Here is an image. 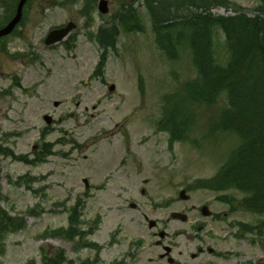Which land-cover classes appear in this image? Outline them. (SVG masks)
Listing matches in <instances>:
<instances>
[{"label": "rangeland", "instance_id": "rangeland-1", "mask_svg": "<svg viewBox=\"0 0 264 264\" xmlns=\"http://www.w3.org/2000/svg\"><path fill=\"white\" fill-rule=\"evenodd\" d=\"M108 1L106 15L98 12L97 3L93 5L89 26L80 14L82 4L31 5L27 23L13 41L22 62L0 66V146L32 158L35 147L54 145L51 156L37 165L0 156V207L26 221L24 230L0 241V264H45L59 254L61 264H165L159 261L162 249L152 248L160 239L153 235L156 230H149L140 209L129 207L145 178L147 196L137 208L146 206L150 219L166 223L169 237L194 234V226L203 224L199 234L215 250V256L206 257L208 262L264 260V236L241 235L233 225L237 221L253 225L262 219L240 206L244 194L200 187L186 190L187 200L179 196L187 186L211 179L241 144L234 135L207 138L211 123L229 105L228 94L223 93L212 107L193 110L197 118L191 138L199 141V147L177 142L170 150L168 134L158 131L157 122L163 97L197 79L191 55L186 48L170 61L161 53L144 0ZM221 1L213 14L232 16L240 11L255 17L264 4V0ZM128 13L138 25L132 30L120 23V15ZM69 21L77 24L73 42L69 37L67 44L51 48L41 43L49 29ZM112 26L116 30L113 48L101 77H92L104 52L96 36L100 29ZM215 38L216 63L225 67L229 61L225 36L217 32ZM15 75L19 87L11 84ZM55 102L60 105L55 107ZM45 114L54 119L50 131L44 130ZM124 164L129 165L124 168ZM136 171L140 174L133 177ZM84 179L90 182L88 190ZM223 194L238 211L216 220L194 210L208 205L213 214L228 213L229 205L217 200ZM78 201V224L68 238L69 216ZM173 212L186 214L188 221L173 219ZM136 245L139 257L133 261L128 256Z\"/></svg>", "mask_w": 264, "mask_h": 264}, {"label": "trees", "instance_id": "trees-1", "mask_svg": "<svg viewBox=\"0 0 264 264\" xmlns=\"http://www.w3.org/2000/svg\"><path fill=\"white\" fill-rule=\"evenodd\" d=\"M169 2V3H168ZM221 0H146L147 9L154 23V30L160 50L175 61L181 50L188 48L192 56L197 79L180 86L166 97L164 118L160 128L170 135V143L191 141L195 128V110L216 104L223 93H227L229 105L210 125L207 138L217 132L229 130L241 142L239 150L232 156L222 172L215 179L204 182L202 187L212 190L236 189L245 194L240 201L244 211L264 215V4L258 7L259 15L249 17L237 11L234 16H219L212 13L215 5H223ZM128 15H120V23L132 30L136 19L129 21ZM223 32L230 61L227 67L216 64L214 39L216 32ZM115 27L100 29L98 39L113 46ZM109 38L112 40H109ZM111 41V42H110ZM107 48L106 46H104ZM106 53L102 56L96 73L102 75ZM217 131V132H216ZM51 146L42 148L43 154L32 160L16 157L9 149L3 154L25 163L36 164L51 154ZM220 200L236 210L235 202L224 196ZM81 205L77 202L69 216L68 238L75 234L77 217ZM240 234L264 233V221L251 226L238 223ZM23 218L11 217L0 207V241L4 236L24 230ZM256 227V228H255ZM63 257L57 255L45 264H61Z\"/></svg>", "mask_w": 264, "mask_h": 264}, {"label": "flooded vegetation", "instance_id": "flooded-vegetation-1", "mask_svg": "<svg viewBox=\"0 0 264 264\" xmlns=\"http://www.w3.org/2000/svg\"><path fill=\"white\" fill-rule=\"evenodd\" d=\"M94 1L95 3H98L99 0H26L23 7V18L21 22L11 34L0 38V66L3 67L7 63L22 62V55L17 49H15V46H13V41L18 37L21 28L27 23L26 12L31 5L53 4L59 6L65 5L66 3L74 5L79 3L84 5ZM21 2L22 0H0V30L14 20ZM42 42L44 43V39L41 41V43ZM10 79L12 85L20 83L18 75H15L14 78L10 77ZM139 174V171H136L133 174V177H137ZM126 179H131V176L127 175ZM142 185V187L135 191V195H133L138 202H140L147 196L146 194L148 192L147 186L149 185V180L146 178L143 179ZM135 209H140L139 213L142 220L149 226L151 219L148 216L149 212L147 211V207L140 206L139 208ZM194 210H196L195 207ZM196 211L199 212L198 210ZM152 213H154V211H152ZM155 223L156 228L154 229H164L166 225V223H164L163 221H155ZM197 227L198 224H196V228ZM202 228V226H199L198 231H196L193 235L188 232H181L178 233L176 237H169V234H166L165 238L156 241L152 248H160L163 251L159 254V261L165 264H213V262L211 261L208 262V259H206V257L215 256V251L210 252L211 246L202 237H199V232L202 231ZM162 229L159 230V232L162 231ZM194 231L195 229H193V232ZM158 234L154 233V236L156 237ZM183 236L185 237L181 238ZM181 240L183 241V243H180ZM163 255L167 256L163 257ZM128 257L133 261H135L137 257H139L136 247H134V250H132V253ZM202 258H204V260H202ZM151 262L153 263V261ZM257 264H264V260L262 259V257L259 258Z\"/></svg>", "mask_w": 264, "mask_h": 264}, {"label": "water", "instance_id": "water-1", "mask_svg": "<svg viewBox=\"0 0 264 264\" xmlns=\"http://www.w3.org/2000/svg\"><path fill=\"white\" fill-rule=\"evenodd\" d=\"M26 0H22L20 6H19V9H18V12H17V15L16 17L14 18V20L7 26L5 27L4 29H2L0 31V37L2 36H6L8 34H10L12 32V30L14 29V27L16 26V24L20 21L21 19V16H22V7L24 5ZM100 11L102 13H107L108 12V8H107V3L106 2H101L100 4V7H99ZM76 26L71 23L69 24L65 29H60V30H55L53 31L50 35H49V39L47 40V44H54V43H57L59 41H61L62 39H64L70 31H72ZM114 87L111 88V90H113ZM56 106H58V103L55 104ZM45 120L46 122L49 124L52 122V119L50 117H45ZM86 185L88 186V183L87 181H85ZM182 198H186V196L184 195V192L182 193ZM134 206V205H132ZM203 213L204 215H209L208 213V209L207 208H203ZM176 215H179V214H176ZM180 219L182 221H186L187 220V217L182 215V217H180ZM151 227H153V225H151Z\"/></svg>", "mask_w": 264, "mask_h": 264}]
</instances>
